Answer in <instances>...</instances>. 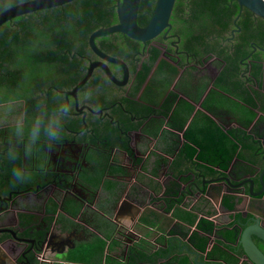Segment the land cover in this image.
Segmentation results:
<instances>
[{
	"label": "crops",
	"instance_id": "0c3cea01",
	"mask_svg": "<svg viewBox=\"0 0 264 264\" xmlns=\"http://www.w3.org/2000/svg\"><path fill=\"white\" fill-rule=\"evenodd\" d=\"M174 40L179 43L176 37ZM165 47H154L158 49L159 57L150 66L151 74H146L138 86L133 81V74L131 77L128 74L124 86L115 85L103 74L106 83L83 93L81 88L78 89L75 97H80L82 105L92 108L96 101L109 102V121L91 111L86 112L85 118L79 114H68L72 113L73 105L67 107L66 95L86 73L66 90L62 85L66 81L60 78L64 67H60L58 62L43 64L59 70L51 76H40L32 70L30 74L27 71L23 78L0 83V150L4 151L3 156L0 155V215L2 210L10 209L12 205L15 209L14 215L0 218V241L55 239L46 252L53 261L51 264H109L111 257L114 262L117 260L114 256L123 261L121 264H162V259L130 262L131 247L138 241L118 238L117 231L129 228L139 240L145 239L149 248H144V253L150 251L152 254L160 247L167 250L170 244L165 234L174 227L187 231L193 227L185 219H180L177 212L189 210L192 203L203 198L205 192L202 194V191L208 186L203 185V181L212 183L209 195H206L213 206L208 203L205 209L215 211L214 203L221 205L224 195L234 198V210L229 215L228 224L237 214L243 218L247 215L252 217L250 209L255 207L264 213V201L250 200L247 194L249 184L237 187L251 179L252 191L260 190L258 175L264 170V154L256 152L253 158L237 148L226 171L199 162L194 157L191 161L195 169L187 165L179 171L171 168L181 146L186 144L197 153L193 143L217 144V140L224 137L222 134L230 135L229 130L250 134L252 128L249 127L253 122L247 128L230 122L228 108L216 107L218 103L213 95L207 98L206 104L214 109L216 115L202 108L210 89L217 90L215 80L224 66L218 58L212 55L205 56L199 63L189 62L182 52L168 60L164 50L169 51V47ZM146 66L148 64L144 63V68ZM242 72L248 76L247 66ZM115 78L122 80L123 75L122 79ZM51 81L58 82L51 84ZM189 86H192L191 93H186ZM245 86L257 88L254 81H245ZM200 89L202 93L198 96ZM217 91L240 107L246 103L241 97ZM127 98L132 101H125ZM114 103H122L123 109L115 110L112 107ZM188 107L192 108L191 112ZM256 113L257 117L264 116V111ZM210 120L217 127L210 125ZM172 121L176 125L182 123V126L170 128ZM263 128L264 124H260L259 132ZM185 130L194 146L185 142ZM53 140L60 141V146H52ZM225 141L234 143L230 137H225ZM260 143L264 153V139L260 138ZM247 164L255 165L249 168ZM232 165L235 169L248 168L249 172L241 175V179L231 178ZM236 172L242 174L241 170ZM225 179L234 187L227 186ZM176 189L178 191L174 194ZM185 189L187 193L184 195ZM123 199L133 206L121 208ZM221 211L225 213L227 209L221 208ZM16 212H19L18 216H15ZM226 215L219 219L222 225ZM143 216L148 220L157 216V221L152 227H147L152 224L139 223ZM187 239L181 242L183 248L191 244ZM212 240L215 242V239H209L200 256L204 257L211 249ZM13 245L1 249L0 253H5L10 259L0 257L1 264L23 261L25 245L19 248L15 243ZM9 247L16 248V252L11 254ZM29 264L46 263L33 259Z\"/></svg>",
	"mask_w": 264,
	"mask_h": 264
},
{
	"label": "trees",
	"instance_id": "16d2710c",
	"mask_svg": "<svg viewBox=\"0 0 264 264\" xmlns=\"http://www.w3.org/2000/svg\"><path fill=\"white\" fill-rule=\"evenodd\" d=\"M20 2L22 1L0 0V12ZM155 2L156 0L139 1L137 24L140 27L145 26L149 21ZM115 23L116 0H75L60 7L37 11L5 22L0 26V73L2 74L0 82L10 83V79L23 77L27 71L30 74L32 70L40 76H51L59 70L53 67L50 69L51 65L44 66L43 64L58 62L60 67H64L60 78L65 79L66 82H62V85L66 90L69 89L86 73V61L90 57L89 35L99 28L109 27ZM169 23L171 33L179 40V43L177 42L178 51L190 55L189 62L199 63L205 56L211 57L212 55L218 58L224 66L215 80V88L226 94L241 97L246 102L240 107L241 105H237L233 100L219 94V91L210 89L209 95L202 103V108L216 115L214 109L206 104L207 98L213 95L218 103L216 107L228 108L230 122L244 128L249 127L253 122V125L249 127L252 128L250 134L240 130H229L230 135L222 134L224 137L217 140L218 145L214 142L209 146L193 143L194 146L190 143L189 133L185 130L183 135L185 142L194 146L198 152L195 153V150L186 144L181 146L182 149H178V154L171 162L173 171H179L185 165L194 168L192 157L199 162L217 166L220 171H226L231 166L237 148H240L239 152L245 151L251 156L256 152L263 155L260 138L264 139V128L261 132L259 130L260 124H264V116L257 117L256 111H264V21L244 7H239L235 0H176ZM95 44L99 50L109 52L110 55L128 62L131 70H135V61L141 57L144 48L143 44L119 33L98 37L95 39ZM10 51L16 59L11 67ZM152 51L155 54L146 63L148 66L144 68L145 75L158 54L155 48ZM245 66H247L248 76H244L242 72ZM244 78L246 83L254 81L257 88L245 86ZM102 79L104 80L103 72L96 69L88 83L81 87L80 92L83 93L91 87L99 86L102 84ZM57 82L51 81V84ZM56 86L59 87L57 84ZM201 93L202 89L197 91L198 96ZM127 99L125 101L131 100ZM100 103L104 104L102 106L109 107L107 102L101 101ZM112 107L120 111L123 109V104L114 103ZM188 111L191 112L192 108L188 107ZM172 118L174 121V117ZM173 121L170 122V128L182 126V123L176 125ZM211 124L216 126L212 121ZM214 131L217 133L215 129ZM225 137H230L235 144L227 143ZM250 165L247 164L249 168ZM232 167L231 178L241 179V175L249 172L248 168L235 169L234 165ZM237 170H241L242 174L238 175ZM177 191L178 189L174 191V194ZM183 191L185 195L186 189ZM234 201L232 196L224 195L221 206L232 211ZM204 203L205 200L200 198L189 210L184 209L177 212L180 219H185L196 229L189 239L186 236L190 230L174 227L165 234L170 248L166 250L160 247L152 254L150 251L149 253L143 252L144 248L148 250L149 243L145 239H140L131 247L130 262L135 260L154 262L162 259L164 261L162 264H195L192 253L196 252L197 262L200 264H238L243 255L238 244L239 232L251 223V216L247 215L243 218L240 214L234 215L230 224L215 229L211 221L202 217L203 215L212 216L215 213L212 209L202 208L201 205ZM156 218L157 216H154L152 220H148V217L143 216L139 223L146 226L152 224L147 226L152 227L157 221ZM121 233L123 230L119 229L118 238L123 237ZM210 236L215 237V242L204 257L200 256L199 254L205 251L204 248ZM160 239L163 238L160 237ZM186 239L188 243L189 241L191 243L188 244L189 247L186 246L187 250L181 245V242ZM109 260V264H121L117 260L114 262L113 257Z\"/></svg>",
	"mask_w": 264,
	"mask_h": 264
},
{
	"label": "water",
	"instance_id": "95a60500",
	"mask_svg": "<svg viewBox=\"0 0 264 264\" xmlns=\"http://www.w3.org/2000/svg\"><path fill=\"white\" fill-rule=\"evenodd\" d=\"M75 0H26L18 4H14L5 10L0 12V26L5 22L12 20L16 17L34 13L37 11H42L46 9L56 8L63 6L65 4L71 3ZM140 0H117L116 1V23L105 28H99L93 31L88 37V47L91 52L99 59L91 63L87 69L85 77L74 87V89L69 92L70 96H75L79 88H81L86 81L90 78L93 69L100 67L106 76L117 86H124L127 83L128 77V68L125 63L115 57L104 54L101 52L96 44L95 39L101 36H106L113 33H119L127 38L137 41L145 47L149 48L151 44H155V40L161 36L163 40L168 38L167 34L171 30V25L169 23L172 10L176 0H156L155 6L152 12V15L143 27H140L137 24V14L138 6ZM239 7H244L250 11L256 17L264 21V0H235ZM106 63H111L118 65L122 69L123 79H116L109 70V67ZM264 170H262L258 179L260 181V190L258 192H253V181L251 179L245 180L237 185L244 186L249 184L248 196L250 200L255 201H264ZM225 184L230 185L228 179H225ZM203 185L208 184L207 188L204 189L202 194L207 197L208 190L211 188L212 183L209 181H203ZM234 187L233 185H230ZM207 194V195H206ZM200 197H198L199 199ZM263 198V199H262ZM219 207L222 206L218 203ZM132 203L123 199L121 203V208H130ZM252 217L250 218V224L242 228L239 232L238 244L243 252V256L252 264H264V252L260 250L257 241L264 246V213L253 208L251 211ZM230 222V217L223 222V224H228ZM124 239L129 241L130 239H135L139 241L137 236L131 232V229L126 228L123 233H121ZM20 239H4L0 241V251L1 249H6L7 246H14L15 241ZM55 239H39V244L42 246L45 245V249L50 247V244ZM56 243V242H55ZM11 254L16 252V248L9 247ZM185 250L187 247L184 246ZM29 251H25L22 254L23 261L16 264H29L26 255ZM194 256L193 261L195 264H200L197 262V253L193 252ZM0 257H5L7 260H10L5 253H0ZM1 264V262H0ZM142 264H152V263H142ZM155 264V263H154ZM218 264V263H216Z\"/></svg>",
	"mask_w": 264,
	"mask_h": 264
},
{
	"label": "flooded vegetation",
	"instance_id": "af4514ba",
	"mask_svg": "<svg viewBox=\"0 0 264 264\" xmlns=\"http://www.w3.org/2000/svg\"><path fill=\"white\" fill-rule=\"evenodd\" d=\"M21 1H25V0H21ZM117 1V0H116ZM8 5V4H7ZM6 5V6H7ZM13 5V4H12ZM113 25V24H112ZM111 26V25H110ZM167 36H168V38L166 39V40H163L162 39V37L161 36H159L156 40H155V44H151L150 46H149V48L147 49H145L144 48V50L142 51V53H141V57L138 59V60H136L135 61V63H136V68H135V70H131V68H130V66H129V64L128 63H126L125 61H123L126 65H127V67H128V74H129V76L131 77V75L133 74L134 75V79H133V81H134V83L138 86V85H140V84H142L143 83V80H144V78H146V76L147 75H150L151 74V71H150V69H149V71H148V73H147V75H145V69H144V63L146 64V61H147V59H149L151 56H153L155 53L152 51L153 50V48L154 47H160L161 49H163L164 47H165V45L167 46V48L169 49V51H166V49L164 50V52H165V54L167 53V59L169 60V57H176L177 55H180L182 52L181 51H178V48H177V42L178 41H175L174 40V34L173 33H171V30L169 31V33L167 34ZM109 41V40H108ZM108 43V42H107ZM109 44V43H108ZM161 45L163 46V47H161ZM98 48V47H97ZM166 48V47H165ZM156 49V48H155ZM156 50H158V49H156ZM101 51V50H100ZM11 52V60H10V62H11V64H10V67L16 62V59H15V55H13V52L12 51H10ZM101 52H103V51H101ZM163 52V53H164ZM104 54H107V55H109V52H103ZM178 53V54H177ZM175 54H177V55H175ZM184 54V53H183ZM188 59H189V56L190 55H188L187 53L186 54H184ZM158 57H159V54H158V56L156 57V59H158ZM155 59V60H156ZM95 61H99V59L94 55V54H92L91 52H90V57L87 59V61H86V63H87V66L88 65H90L91 63H93V62H95ZM107 64V66L109 67V70H110V72L115 76V77H120L121 78V74H123L122 73V70L118 67V68H116V67H114V66H112V64L111 63H106ZM152 66V65H151ZM98 68V70H100L101 72H103L102 71V69L100 68V67H96V68H94V69H97ZM93 69V70H94ZM214 68H212V70L211 71H213L214 72V70H213ZM94 72V71H93ZM120 73V74H119ZM103 74L105 75V73L103 72ZM143 75H145L144 77H143ZM2 76V74L0 73V77ZM22 77V76H21ZM19 78V77H18ZM23 78V77H22ZM7 79H10V78H8L7 77ZM16 79V78H15ZM15 79H10V80H15ZM122 79V78H121ZM132 79V78H131ZM103 80V79H102ZM2 82V81H1ZM0 82V83H1ZM102 83H106L104 80L102 81ZM93 88H95V87H93ZM191 90H192V86H189V87H186V93H191ZM71 98H72V101H71ZM66 100H67V107H71L72 105H73V108H72V113H69L68 112V114H70V115H72V116H76L77 114H79V115H82V117H84L85 118V116H86V112H90V113H92V114H95V115H100V118H103L104 120H106L107 119V121H109V107H106V106H102V105H104V104H100V102H98V101H96V103L97 104H95L94 106L92 105V108L91 107H89V106H87V105H82L81 103H80V101H79V99H80V97L78 96V99L75 97V96H67L66 95V98H65ZM108 104H109V102H107ZM99 106H102V107H99ZM84 127H87V125H85ZM60 144H61V142L60 141H56V140H53L52 141V146H60ZM3 154H4V151H1L0 150V155L1 156H3ZM202 199H204L205 200V204H204V206H203V208H205V207H208V203H210L209 202V200H208V197H204L203 196V198ZM194 201V199L192 200V202ZM199 201V200H198ZM197 201V202H198ZM196 202V203H197ZM211 204V203H210ZM215 204V203H214ZM192 205H194L193 203H192ZM191 205V206H192ZM212 205V204H211ZM250 205V204H249ZM213 206V205H212ZM251 206V205H250ZM15 209H14V207H13V205L11 206V208L10 209H5V210H2V213H1V215H0V218L1 217H5L6 215H14L13 213V211H14ZM245 210V209H244ZM253 209H250V212L252 211ZM18 213L19 212H16V214H15V216H18ZM24 221V220H23ZM219 224H221L220 222H219ZM196 230V229H195ZM194 230V231H195ZM193 232V231H192ZM192 232H190L189 234H188V239H189V237H190V234L192 233ZM16 239V238H15ZM124 239V238H123ZM214 239H215V237H214ZM4 240V239H3ZM3 240H1V241H3ZM15 244H16V246L19 248V246H21L22 244L23 245H25V250H27V251H29L28 252V254H27V260L29 261V263H31V261L33 260V259H35L36 261L38 260L37 258H38V256H41L44 260L46 259V260H48L49 262H44V261H40V260H38L39 262H41V263H46V264H51V263H53V261H51L50 259H49V257L46 255V252L48 251V247L45 249V245L46 244H43L42 246L39 244V239H20L19 241H15ZM257 244H258V246H259V248H260V250H262L263 252H264V246L262 245V244H260L258 241H257ZM242 258H245L243 255L241 256V260L238 262V264H252L251 262H249L246 258L245 259H242Z\"/></svg>",
	"mask_w": 264,
	"mask_h": 264
},
{
	"label": "built area",
	"instance_id": "2783aa9c",
	"mask_svg": "<svg viewBox=\"0 0 264 264\" xmlns=\"http://www.w3.org/2000/svg\"><path fill=\"white\" fill-rule=\"evenodd\" d=\"M235 194H237V193H233V195H235ZM213 208H215V214H213L212 216H202V217H205L207 220L211 221L213 223V225H214V228L215 229H218L219 227H222L223 225H226V224H223V225L222 224H219V219L221 217H223L225 214L228 215V216L226 215L225 219H228L229 218V215L232 214V213H231V211H228V210L225 213H223L221 211V208H223V207L220 208L218 204L217 205L214 204V207ZM194 230H195V227L194 226L190 228V232H192ZM210 239H214V236H210ZM211 242H214V241L212 240ZM37 259L40 260V261L49 262L46 259L44 260L41 256H38ZM242 259H245V258H242Z\"/></svg>",
	"mask_w": 264,
	"mask_h": 264
},
{
	"label": "rangeland",
	"instance_id": "374dc122",
	"mask_svg": "<svg viewBox=\"0 0 264 264\" xmlns=\"http://www.w3.org/2000/svg\"><path fill=\"white\" fill-rule=\"evenodd\" d=\"M115 258H117V261L118 262H120V263H122L123 261H121L120 259H118L119 257H115ZM122 259V258H121Z\"/></svg>",
	"mask_w": 264,
	"mask_h": 264
},
{
	"label": "clouds",
	"instance_id": "9594fccd",
	"mask_svg": "<svg viewBox=\"0 0 264 264\" xmlns=\"http://www.w3.org/2000/svg\"><path fill=\"white\" fill-rule=\"evenodd\" d=\"M123 238V237H122Z\"/></svg>",
	"mask_w": 264,
	"mask_h": 264
}]
</instances>
